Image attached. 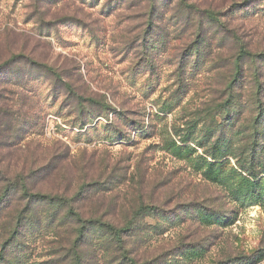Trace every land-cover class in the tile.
<instances>
[{
	"label": "rangeland",
	"instance_id": "obj_1",
	"mask_svg": "<svg viewBox=\"0 0 264 264\" xmlns=\"http://www.w3.org/2000/svg\"><path fill=\"white\" fill-rule=\"evenodd\" d=\"M245 1L0 0V264H264Z\"/></svg>",
	"mask_w": 264,
	"mask_h": 264
},
{
	"label": "trees",
	"instance_id": "obj_2",
	"mask_svg": "<svg viewBox=\"0 0 264 264\" xmlns=\"http://www.w3.org/2000/svg\"><path fill=\"white\" fill-rule=\"evenodd\" d=\"M263 0H246L245 2L249 5L253 4V3H258V2H262ZM207 16L208 18L211 20V21H216L217 20V15L216 13H213V12H209L207 11ZM237 39V38H236ZM238 41V39H237ZM239 42V41H238ZM243 49V47L241 48ZM243 56H247V57H252V58H255L256 57V54L253 55L251 54L250 52H246L244 51V49L241 51V54L239 56V58L237 59L240 60V58H242ZM259 56V55H257ZM234 70H235V78L233 79V82L235 81V79L237 77L240 76V72H242L244 70V66L240 65V63L236 62V65L234 67ZM256 79H257V84H259V77L258 75L256 76ZM232 84V83H231ZM230 84V86H228V89L230 90V92H234V89H233V86ZM36 197H39V198H46L48 200H52V201H59L60 202V205H63V204H68V200H66L65 198H61V197H53V196H50V195H42V194H36V195H33V200L34 198ZM65 206V205H64ZM91 223V222H90ZM20 226L22 227L21 223H20ZM85 226L84 222H82V225L81 227L83 228ZM131 228H127V229H121V230H118V232L116 231L115 232V236H116V242H117V247L118 248H122L124 249V240L122 238V234L124 232H127L128 230H130ZM82 230V229H81ZM63 259H64V262H68V264H81V255L80 253H77L76 250H71L69 249L65 254H63Z\"/></svg>",
	"mask_w": 264,
	"mask_h": 264
}]
</instances>
